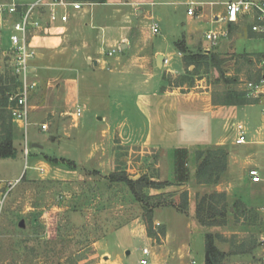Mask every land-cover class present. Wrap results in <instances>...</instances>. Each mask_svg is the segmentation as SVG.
<instances>
[{
    "label": "rangeland",
    "instance_id": "rangeland-1",
    "mask_svg": "<svg viewBox=\"0 0 264 264\" xmlns=\"http://www.w3.org/2000/svg\"><path fill=\"white\" fill-rule=\"evenodd\" d=\"M35 1L0 0V4L27 5ZM190 1L201 6V10L196 5L193 7L198 11L192 17L187 15ZM225 1L153 0V4L143 7L148 14L145 12V16L136 18V21L139 20L137 24L150 27L156 23L158 28L157 34L147 38L148 52L157 51L170 58L169 65L155 68L150 76L137 71L134 80L129 82L127 75L119 79L108 70H101L100 66L70 73L43 74L42 77L48 78L50 83L37 89L39 98H55L56 87L54 89L53 86L66 73L76 79L82 113L74 121L68 115L64 117L61 138L57 136V125L50 120V115L46 119L42 113H38L34 120L31 117L27 128L28 157L25 159L22 153V131L15 142L17 156L0 160V192H6L0 216V264H140L144 247L158 252V244L164 238L163 230L171 251L182 246L187 248L185 264L191 260L196 264H205L207 233L217 237L215 243L224 254L220 264H256L261 255L260 242L264 238V147H260L262 153L254 163L247 161L236 170L234 178L237 181L227 183L221 179L216 185L202 189L196 183L193 169L197 167L196 158L200 151L223 148L228 164V151L239 153L245 150L247 145L234 143L235 126L241 123L246 128L247 137L254 133L262 123L263 105L252 104L239 109L235 116L229 114L222 117L206 111L209 109L206 100L203 104L178 103L177 109L170 112L166 127V118L162 123L153 121L155 114L150 113L153 104L148 108L142 99L138 100L141 96L164 98L162 90L166 88L162 89L163 77L167 87L181 93L194 95L207 92L203 96L211 98V105L224 104V94L228 90L245 92V83L257 78L264 41L254 35L243 34L242 30L247 27L244 21L232 26L229 43L224 36L218 39L219 46L205 39L204 35L209 31L222 33L227 29L226 21L213 17L220 11L225 16ZM5 23L6 16L0 21V51L11 46ZM178 41H183L190 51L197 53H204L201 47L206 45L208 57L212 53L218 55L215 63H211L210 58L203 59L201 66L192 73L188 68L180 75L167 73L168 69L176 70L182 65L178 55L180 48L175 44ZM114 50V56L122 51L120 47ZM11 63L10 60V63L4 64L0 52V82L8 88L10 95L17 89L12 82ZM217 65L219 70L214 67ZM191 67L194 68V64ZM145 77L147 81L143 82ZM62 102L57 106H61ZM194 105L198 109H193ZM69 106H72L71 103ZM76 108L77 105H74L71 112L74 113ZM42 121L49 126L47 131L40 130ZM121 122L128 124L125 131L132 133L131 142L148 141V150L137 146L116 147L113 159L109 155L113 142L110 139L104 143L108 157L96 151L94 159L86 160L88 152L94 151V147L102 142V131L107 130L108 135L112 133L114 142H118L114 128ZM166 131L169 133L167 139ZM55 136L57 138L53 140ZM129 137H126L127 141ZM222 140L224 146H212ZM98 156L102 159L97 160ZM59 157L68 160H59ZM256 163L261 181L253 183L247 179L246 173L256 169L252 168ZM180 164H186L182 178L177 173ZM41 167L44 174H40ZM122 171L133 180L135 176L146 175L175 183L174 186L164 187L155 200L177 206L182 193L189 192V201H193L194 205H188L186 214L171 206L156 208L152 215L153 233L160 235L149 237L143 213L129 191L123 185L111 184L107 180L112 173ZM185 179L190 180L186 182ZM17 180L19 182L9 190L7 184ZM183 182L184 187L176 184ZM217 185L221 189L217 192L227 195L230 207L227 224L201 227L195 219L196 203L203 195L214 192L213 188ZM236 202L244 204V213L235 211ZM121 226L125 227L116 229ZM137 231H144L152 240L138 236ZM256 245L259 247L255 249Z\"/></svg>",
    "mask_w": 264,
    "mask_h": 264
},
{
    "label": "crops",
    "instance_id": "crops-1",
    "mask_svg": "<svg viewBox=\"0 0 264 264\" xmlns=\"http://www.w3.org/2000/svg\"><path fill=\"white\" fill-rule=\"evenodd\" d=\"M234 1V0H227ZM84 5L80 10L74 11L72 9H68L69 19L66 24L56 23L51 24L47 21V14L42 15L39 18L44 22L43 27L40 30L34 32L33 36L30 38V48L34 51V57L30 60L29 64L32 70V78L36 81L37 87L35 91H33L29 97V109H30V118L36 119V115L38 113H42L44 118L46 119L49 115L51 116L50 120L55 121L54 124L57 125V136L59 138L61 135V124L65 121L64 117L69 116L72 118V121L77 120L78 118L73 115L71 112V108L75 105L80 106L79 104V92L77 87L76 79L70 75L65 73V77L63 76L59 80H56L55 98H39L40 92L37 90L39 87H42L47 84L50 80L45 77L43 78V74H56L57 72H73L84 68L92 69L93 66H100L101 70H108L109 73L116 76V78L121 79L122 76L127 75L128 81L131 82L134 80V77L137 74V71H141L143 75L150 76L154 72L155 68H164L165 66L162 64L163 58H170L168 56H164L160 52H148L147 46V38L149 35H153L151 26L145 27L142 24H137L139 20L136 21V18H140L141 16H145L148 11H144L143 7L149 6L153 4V0H106L104 3H90V2H82ZM190 3H194L198 10H201L200 3H195L190 1L187 5L190 6ZM198 5V6H197ZM189 9V8H188ZM195 9L194 15H197V11ZM59 11H62L61 9ZM146 12V13H145ZM223 12H218L213 14L214 19L216 20L219 17H224ZM188 15V14H187ZM192 17L191 15H188ZM136 21V22H135ZM241 22V21H240ZM243 22V21H242ZM227 29L222 32L224 37L228 39V43L230 40V36L232 34L231 28L233 25L237 23H229L227 22ZM246 23V22H245ZM156 25V23H153ZM246 29L242 30L243 34L253 35L249 30V24L246 23ZM7 29V28H6ZM245 36V35H244ZM247 38V37H246ZM1 44V41H0ZM177 46H181L184 48V51L179 49L178 55L181 58V64L178 69L172 70L168 69L166 72L171 75H180L185 72L186 65L184 63V56L187 54H195L197 52L190 51L184 44L183 41H178L175 43ZM211 44V43H210ZM219 46V43H218ZM120 47L122 50L117 56L111 55L108 53L115 48ZM206 45H202V49L204 50L203 54H207L208 49H205ZM179 48V47H178ZM225 49V48H223ZM1 56L3 57L4 64L10 63L11 56L7 55L10 52V47L7 50H2ZM158 56H161V60L158 61ZM94 64V65H92ZM169 65V63H168ZM167 66V65H166ZM188 69L192 70L193 67L189 66ZM58 76V75H57ZM138 78V77H137ZM147 77L143 80L146 82ZM164 85L162 87L166 88L162 90V94L164 98H147V96H141L138 98L142 99L141 101L149 108L153 104L152 111L154 112V116L152 117L153 121L156 123H162L166 118V127L168 125L167 121L170 119V112L174 111L178 107V103L192 102V103H201L203 101H208V112L211 114H219L222 117H227L229 114L234 115L239 109H243L246 106H225V105H211V98H204V93H195L192 95L191 93L184 94L175 89H171L167 87L166 79H164ZM202 81V80H201ZM200 81V82H201ZM128 82V83H129ZM199 82V81H198ZM197 82V83H198ZM50 83V82H49ZM54 84V82H53ZM52 86V85H51ZM63 101L61 106H57V103ZM71 103V107L69 106ZM193 109H198L196 105L192 106ZM203 110V107H201ZM217 117V116H215ZM104 119V118H103ZM101 119V120H103ZM60 122V123H59ZM15 124V123H14ZM37 124V123H34ZM41 124H44L42 121ZM46 124V123H45ZM61 125V126H60ZM17 127V135L22 134V130L19 124H16ZM128 127V124L125 122L118 123V125L114 128V135L117 136L118 142H114V136L112 133L108 135L107 130L101 132V140L102 142L98 144V146L94 147V151L88 152L86 155V160L94 159V152H100L106 157H108V151L104 148L105 140H113L110 144L109 155L114 159L113 153L116 151V147H131L137 146L142 150H148L147 142L143 143H134L131 138L132 133H127L125 129ZM264 127V114L262 116V123L257 130L249 135V142L245 150L240 151L239 153H233L228 151L229 158L227 169L223 174L221 179H224L227 183L237 181V178H234V174L236 170L243 165V163L247 162L254 163L256 158L262 150L260 147H264L262 141L264 140V132H258L259 129ZM49 129V126H48ZM131 130V129H130ZM57 136L53 137V140H56ZM130 136L129 140H126V137ZM169 136V133L166 131V139ZM65 141V138H63ZM133 143V144H129ZM224 141H216L212 146H224ZM37 146V145H33ZM241 146V145H240ZM99 150V151H98ZM106 153V154H105ZM99 154V155H102ZM60 159H64L63 157H59ZM102 156H98L97 160H101ZM68 160V159H64ZM111 160V159H110ZM71 161V160H70ZM122 161V160H121ZM153 161V160H151ZM102 165V163H98ZM250 164V165H251ZM257 164V163H256ZM186 165V164H185ZM184 165V166H185ZM252 168H259V165H252ZM195 168L193 169L194 172ZM190 175V173H189ZM247 179H251L249 176V171L246 173ZM135 176L134 179H136ZM153 180L161 181L160 177H150ZM190 179H188L189 181ZM168 181V180H166ZM186 181V182H188ZM252 181V180H250ZM169 182V181H168ZM170 183V182H169ZM255 183V182H253ZM171 186H174L175 183H170ZM173 184V185H172ZM177 185L185 186V182L176 183ZM184 184V185H183ZM188 184V183H186ZM202 189L210 188L207 185H200ZM187 189V188H186ZM153 190V192H152ZM215 191H220V185H217L213 188ZM163 191V189H147L145 193L149 195H158ZM189 193V192H188ZM190 195V193H189ZM190 206L193 204V201H189ZM194 205V204H193ZM155 226H160L158 223H154ZM125 226L118 227L116 229L124 228ZM127 227V226H126ZM135 231V230H132ZM136 232V231H135ZM138 236H141L145 239L152 240L147 237L144 231H137ZM167 235L164 230V238L158 244V252H151L150 263L149 264H162L167 261L169 264H185V258L188 255L187 248L183 247L176 251H171L167 246ZM109 257V255H108ZM170 257V258H169Z\"/></svg>",
    "mask_w": 264,
    "mask_h": 264
},
{
    "label": "built area",
    "instance_id": "built-area-1",
    "mask_svg": "<svg viewBox=\"0 0 264 264\" xmlns=\"http://www.w3.org/2000/svg\"><path fill=\"white\" fill-rule=\"evenodd\" d=\"M84 4L76 0H36L34 3L21 5V4H0V21L3 17H7V30L9 31L10 41V55L12 72L17 80L16 92L9 95L10 115L15 124H19L23 131V148L22 153L25 159L29 155L27 145V128L30 125V109L29 97L31 92L37 87L36 81L32 78V70L30 67V60L34 57V51L30 48V38L34 32L43 27L44 22L38 16L47 14V21L51 24L61 23L66 24L69 19L68 9L74 11L80 10ZM194 3H190L187 11L188 15L193 16L195 9ZM225 16L219 17L216 20L226 21L229 23H238L244 21L249 24L250 32L259 39L264 41V0H234L224 3ZM62 11H59V10ZM152 33L157 34L158 28L156 25L151 26ZM205 39L213 44H218V39L224 34L218 31H209L205 33ZM115 50H111L108 55H113ZM169 59L163 58L162 64L168 65ZM245 92L248 98L257 100V103L263 105L262 113L264 114V52L258 62V75L254 80L245 83ZM82 110L77 106L74 116L79 117ZM264 128V127H263ZM263 128L258 132H262ZM41 131H47L48 125L41 124ZM235 145H244L249 142L247 137L246 128L238 123L235 126ZM264 144V140L262 141ZM40 174H44V169L39 168ZM249 176L252 182H260L261 178L257 169L249 171ZM19 180L15 183H8L7 186L11 190ZM0 194H2L0 192ZM6 192L0 197V216L2 213ZM261 255H259L256 264H264V238L260 242ZM142 259L140 264H149L151 252L148 248L144 247L142 250ZM116 264V263H111ZM162 264H169L167 261ZM189 264H196L191 260Z\"/></svg>",
    "mask_w": 264,
    "mask_h": 264
},
{
    "label": "trees",
    "instance_id": "trees-1",
    "mask_svg": "<svg viewBox=\"0 0 264 264\" xmlns=\"http://www.w3.org/2000/svg\"><path fill=\"white\" fill-rule=\"evenodd\" d=\"M80 2H90V3H104L106 0H76ZM182 51L184 48L178 46ZM203 53L187 54L184 56V63L186 68L194 64V68L190 72H194L198 66H201V61L203 59L211 60V63H215L217 56L212 53L211 56H207ZM205 57V58H203ZM196 64V65H195ZM208 64V62H207ZM213 65V64H212ZM216 69L220 67L214 66ZM12 82H15V87L17 88V80L15 76ZM9 92L8 88L0 82V160L15 158L17 156V149L15 147V142L18 141L17 127L11 120L9 106ZM224 104L225 106H242V105H252L256 104L257 100L247 98V94L244 92H236L228 90L224 94ZM227 154L223 148H216L215 150H204L197 153V167L195 169L194 178L197 184L213 186L216 185L222 178L223 174L227 169L226 163ZM49 162L53 163L54 160L47 159ZM182 164L177 166V173L181 177L184 173ZM188 176V175H187ZM182 178V177H181ZM108 182L111 184L123 185L131 194L132 199L139 205L143 217L145 218L147 231L149 237H158L160 234H154L153 231V211L158 207L171 206L182 214H186L189 205V194L188 192H183L181 196V202L179 205L175 206L173 204H167V201L155 200L157 195H147L145 190L147 189H163L171 184L168 181H157L153 180L149 176L143 175L139 178L133 180L129 178L123 171L112 173ZM188 181V179H185ZM182 181V180H181ZM184 181V180H183ZM110 185V184H109ZM227 195L222 192L214 191L209 194H205L197 201L195 206V219L197 223L204 228L207 227H222L227 224V216L230 214V207L227 205ZM240 207H243L240 209ZM244 204L241 202H236L234 204L235 211L239 213H244ZM75 210V208L73 209ZM164 236V230L162 231ZM155 236V237H154ZM216 236L207 233L205 235V249L208 252V259L205 264H220V259L224 257L222 251H220L215 243ZM259 246L256 245L255 249ZM260 248V247H259ZM254 249V250H255Z\"/></svg>",
    "mask_w": 264,
    "mask_h": 264
},
{
    "label": "water",
    "instance_id": "water-1",
    "mask_svg": "<svg viewBox=\"0 0 264 264\" xmlns=\"http://www.w3.org/2000/svg\"><path fill=\"white\" fill-rule=\"evenodd\" d=\"M159 60H161V56H158V61ZM127 254H128V252H127ZM208 259V252H206V254H205V260H207Z\"/></svg>",
    "mask_w": 264,
    "mask_h": 264
}]
</instances>
